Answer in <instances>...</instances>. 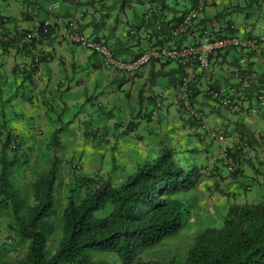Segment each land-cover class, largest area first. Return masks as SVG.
<instances>
[{
	"label": "crops",
	"instance_id": "0c3cea01",
	"mask_svg": "<svg viewBox=\"0 0 264 264\" xmlns=\"http://www.w3.org/2000/svg\"><path fill=\"white\" fill-rule=\"evenodd\" d=\"M21 1L23 3L20 7L12 8V4H9L5 10H1L6 15L8 22L5 26L6 29L4 28V31L0 32V46L4 45V49L0 48L4 51L3 54L0 53V75H6L5 81L8 84L11 81L12 85L18 89L25 88L23 92L27 96L24 94L21 97L16 93L15 98H8L12 99L14 103L11 114L12 123L15 124L17 120L26 118H30L33 123H38L45 118L47 122L57 120L60 124L58 115L60 118L62 114L65 116L69 109L72 112L69 117L70 122L78 121L80 129L77 128V131L81 130L85 135L92 134L91 137L95 138V145L116 148L118 158L124 161L126 171H128L127 177L135 172L139 164L155 158L164 146L174 150L175 157L183 167L199 166L197 157L192 156L191 153L210 151V147L217 139L203 136L197 131L196 123L182 114L180 79L184 73L190 72L189 67L173 61L153 62L145 66L140 73L130 74L104 66L99 55L68 43L50 46L43 44L42 47L39 45L37 51H42L43 56L38 66L34 67L32 64L33 55L18 43L22 36L17 35L13 39H8L13 43L12 45L8 40L5 41L4 37L17 28L33 27L37 21L48 19L51 13L45 12L39 7L43 0ZM124 1L126 5L132 2L131 0ZM136 1L143 5L142 8L137 9L140 15L134 17L135 21L141 23L139 25L141 29L144 28L145 21L149 19L151 12L158 9L157 4H163V11L167 14L168 20L177 22L181 20L184 11L196 3V0ZM205 1L206 7L202 15L191 26L187 34L173 38L169 32L172 28H164L155 24L152 25L154 37L160 44L177 40V44L184 45L193 42L202 30H218L220 25L226 22L233 23L235 33L241 36L258 35L264 31V0ZM115 2L114 0H66L62 13L72 15L80 11V4L91 5L92 10H86V17L81 20L82 31L102 37L111 45L119 44L127 48L124 51V57L130 59L143 50L146 40L144 41L140 36H145V33L141 31L136 34H126L129 25L134 22L128 17L127 8L124 6L123 11L127 23L122 33L116 32L117 24L115 26L108 24L109 19L104 18V14L114 6ZM234 12L243 13L242 23H238L234 16H231V13ZM141 18L144 20L141 21ZM111 19L116 22L115 18ZM238 55L239 52L235 49L227 50L212 59L209 69L201 72L197 70V74L190 80L192 108L199 112L212 128L224 133L225 138L218 140L220 143L219 153L227 147L238 145L242 138V129L244 132L247 131L254 135L250 138L252 149L246 154L241 152L238 156L237 161L244 172L232 180L241 185L243 178H250L245 170L247 165L253 163V166H257V174L252 176V183L245 185L248 188L258 186L261 189L264 188V138L261 137L264 136V106L261 110H252L249 114L238 113L217 105L210 95V90L224 91L230 85L238 82L237 77L242 74L237 65ZM246 68L248 69L247 76L243 82L248 84L250 92L259 91L262 87L260 75L264 70L261 56L258 54L249 55V63ZM0 83V86H3L1 80ZM262 88L264 89V86ZM27 90H30L32 96L26 93ZM75 94L80 96L77 103H73L69 98L71 95L74 97ZM159 98L162 100V105L158 107L157 100ZM34 99L40 101L39 107L47 106L48 109L47 112L42 111L41 116L37 119H35L34 109L30 108ZM75 109H81V111L78 113ZM154 109L157 110L156 115L151 114ZM208 113L211 115L210 118L206 116ZM0 115L4 117L5 113L0 111ZM143 120L156 122L150 126L149 135L141 130ZM3 123L13 130L12 126L8 124V120H3ZM100 130L105 131L104 133L108 132V134L103 136L104 133H100ZM162 132L170 138L168 144L164 143L159 136ZM192 136L197 137V145L191 141ZM3 142H1L0 152H2ZM217 155L212 156L206 164L207 170L209 169L210 173L216 177L224 174L223 169H220L223 163L214 160ZM245 157L250 160L246 161ZM205 158L208 159V156L206 155ZM117 165L118 163H116ZM201 166L205 167L204 164ZM233 181L228 180V182ZM259 200L261 198L253 199L255 202Z\"/></svg>",
	"mask_w": 264,
	"mask_h": 264
},
{
	"label": "trees",
	"instance_id": "16d2710c",
	"mask_svg": "<svg viewBox=\"0 0 264 264\" xmlns=\"http://www.w3.org/2000/svg\"><path fill=\"white\" fill-rule=\"evenodd\" d=\"M65 2L66 0H43L39 7L45 12H50L51 16L37 21L31 28L38 29L43 34L46 21L50 22L49 31L55 32L61 28V23L58 22H64L69 17L62 13ZM120 4L122 9L123 6L132 9V4L126 5L124 0ZM162 5L157 4L158 9L151 12V16L145 21L144 31L139 28L141 23L136 21L129 25L126 34L142 31L145 36H140L141 39L149 40L152 45H159V41L154 37L152 25L172 28L181 21L168 20ZM113 7L104 14V18H115L111 14ZM135 11L140 13L137 9ZM136 15L140 14L135 13ZM120 19L115 18V23ZM142 20L144 19L141 18ZM151 20L153 21L150 22ZM28 29L30 28L22 30V39ZM74 30L95 44L108 45L114 57L125 58L124 51L127 48L119 44L111 45L93 33L87 34L80 26ZM22 39L18 43L29 53L30 49L40 42L37 38L31 42H24ZM52 41L61 44L55 36H52L50 42ZM8 42L13 44L9 40ZM64 43L80 46L97 55L101 54L97 49L77 41L65 40ZM143 51L144 48L134 57H138ZM100 57L102 64L108 67L104 56ZM34 63L33 59L32 64ZM242 74L246 77L247 71L243 70ZM58 119L61 120L60 115ZM192 120L196 123L195 118ZM2 131L5 132V140L1 152L4 156L0 160V207L11 208L14 222L10 223L9 227L21 240L29 242L25 257L10 264H111L107 259L94 258L93 253L99 251L117 253L124 264H264V199L231 203L223 217L222 225L209 226L200 231L182 261H136V256L141 250L153 247L182 230L189 210L187 202L180 194L196 189L203 181L204 173L201 167H183L177 162L174 150L167 146L163 147L155 158L139 164L135 172L119 185L113 184L100 173L78 177L75 187L69 192L62 213V235L58 247L52 252L50 241L57 227L49 217L57 211V157H53L52 167L47 173L35 177L32 183V200H29V196L23 194L12 178L14 168H20L26 163L23 159L26 154L20 151L23 140L5 123L1 125V135ZM55 133L51 145L56 149L59 141L57 131ZM241 133L242 137L248 138L247 142L251 146L250 138L254 135L244 132L243 129ZM13 142L15 146L11 147ZM8 147L14 152L12 157L7 156ZM229 154L237 161L241 150L231 152L229 149ZM242 172L243 169L239 166L232 173V177L238 178ZM78 189L85 192L81 199L75 195Z\"/></svg>",
	"mask_w": 264,
	"mask_h": 264
},
{
	"label": "rangeland",
	"instance_id": "374dc122",
	"mask_svg": "<svg viewBox=\"0 0 264 264\" xmlns=\"http://www.w3.org/2000/svg\"><path fill=\"white\" fill-rule=\"evenodd\" d=\"M114 1H116V5L111 11L112 17L121 19L118 23L110 19L108 24L113 26L117 24L116 32L120 34L127 22L122 11L123 9L121 8V0ZM131 1L130 4H132V9L128 6L127 13L128 17L133 19L132 22H136L134 19L135 13H140L136 12L135 9H140L143 5L136 0ZM22 3L21 0H0V12H2L1 10H5L9 4H12V8H16L20 7ZM92 8L93 7L87 3L80 4V10L91 11ZM250 12L254 13L253 11ZM242 15V12L231 13V16H234L238 23H242L244 20ZM5 79L6 75H0V80L3 82V86H0L2 88L0 92V105L2 109L0 111L5 113L4 117L0 115V131L2 121L8 120V124L12 126L14 132L23 140L20 151L26 154V158H23L26 163H23L20 168H14L12 178L23 194L29 196V200H32V183L35 177L45 174L50 170L54 156L57 157L58 160V185L56 190L57 211L54 215L49 217L57 227V231L50 241V250L53 252L58 247L62 235V213L67 204L69 192L75 187L78 177L100 173L104 177L110 179L113 184L119 185L126 179L128 171H126L124 161L118 158L115 150L116 148L112 146L105 147L106 145L103 147H100L101 145L98 144L95 145V138L91 137L92 134L85 135L81 130L77 131L78 121L76 122L74 120L72 123L70 122L69 117L72 112L69 109L66 111L65 116H63V114L61 115V120H59L60 124L57 120L47 122L45 118L42 119V122L38 123L31 122L30 118L19 119L16 121V125L14 122L12 123L13 118L11 114L13 113L14 103L12 99L10 100L8 98H15L14 95L16 93L23 97L25 88L20 90L15 85L13 86L11 81H9L10 83L8 84ZM114 87H116V84H114ZM26 93L32 96L30 90H27ZM69 98L73 103H77L80 96H76L75 94L74 97L71 95ZM38 103H40V101H35L34 99V103L30 104V108L34 109L33 111L36 115L35 119L41 116L42 111H48L47 106L39 107ZM76 111L79 113L81 109H77ZM206 116L210 118L211 115L208 113ZM155 123L154 120H143L141 130H144L145 134L149 135L150 126H153ZM56 129H58L57 136L59 146L55 150L51 145V141L56 134L54 133ZM78 129H80V127ZM2 132L3 135L0 134V148L1 142L5 140V132ZM104 132L100 130V133ZM107 134L108 132L104 133L103 136ZM159 136L164 143L168 144L170 138L166 137L164 132L160 133ZM191 141L197 145L196 143L198 140L196 136H192ZM219 146L220 143L216 140L210 147V151L191 153L192 156L197 157L199 167L201 164L205 165V167L201 166L204 177L199 187L180 194V197L187 202L189 210V213L186 214L185 225L182 230L176 235L165 238L153 247L141 250L136 256V261L154 260L161 263L174 259L182 261L187 251L192 246L196 235L200 233V231L209 226L222 225L223 217L231 203L253 201L254 198L264 199V188L260 189L258 186L246 188L245 185L247 183H252V176L257 174V166H253V163L247 165L245 170L248 172L247 176L250 178H243L244 180L241 185L236 184L237 182L232 180L234 179L232 173L228 172L227 168H224V164H221L222 167H220V169L224 171V174L221 176H213L210 170H207L206 164L212 156L219 153ZM242 154H246V152ZM13 155V150L8 147L7 156L12 157ZM206 155L208 159L205 158ZM3 156L4 154L0 152V160ZM201 157H203L202 161H200ZM176 160L180 163L177 158ZM245 160L249 161L250 159L245 157ZM116 163H118L117 166ZM236 166L239 167L237 164ZM228 180L233 182H228ZM84 193L83 189H78L75 195L78 199H81ZM13 222L14 217L11 208L0 207V264L15 263L23 259L27 253L29 242L21 240L20 237L11 230L9 225ZM93 256L96 259H107L111 264H124L115 252L99 251L94 252Z\"/></svg>",
	"mask_w": 264,
	"mask_h": 264
},
{
	"label": "built area",
	"instance_id": "2783aa9c",
	"mask_svg": "<svg viewBox=\"0 0 264 264\" xmlns=\"http://www.w3.org/2000/svg\"><path fill=\"white\" fill-rule=\"evenodd\" d=\"M205 8V0H197L194 7L189 9L184 13L182 21L179 26L180 32L185 31L194 21H196L199 15L203 12ZM61 23V28L49 31L48 27L50 22L46 21L44 23L43 34L38 31V29H28L25 34L24 40L31 42L33 39L40 41L41 39H47L48 35L51 33L55 36L58 41H77L84 46L92 47L101 52L104 56L106 63L114 64L120 69L137 71L143 64L149 62L153 58L167 59H177L182 64L189 65L190 72L189 76H184L182 81V94L180 96L181 102L183 104V109L185 114L192 115L197 120L198 129L202 131L203 134L207 136L223 140L225 135L222 131H218L210 127L201 115L193 112L190 108L189 100V80H191L197 73V70L204 71L210 68L212 63V57L218 53L225 52L230 49H236L239 51L238 64L241 70H245L249 63L250 54H258L262 58L264 65V31L258 35L252 36H239L234 34L232 30L235 28L233 24L224 23L220 25V33L215 34L211 31H203L200 36H198L194 43L177 48L175 46L167 47H150L139 57L137 60L126 63L113 58L110 48L106 44H95L85 36L75 32V25L66 21H59ZM54 32V33H53ZM176 33V32H175ZM177 34V33H176ZM38 61V59H36ZM260 85L264 84V70L260 75ZM242 75L237 77V85H231L225 91H212V96L216 99L217 103L221 106H226L233 111L249 113L251 110H261L264 106V91L257 93H248L246 90L247 84H241L243 82ZM160 105V104H158ZM154 113H156L154 111ZM248 139L245 138L241 141L240 147L249 148ZM15 143H12V147ZM221 157L224 158L225 162L229 164L228 169L234 171L233 157L229 154L228 150L225 149Z\"/></svg>",
	"mask_w": 264,
	"mask_h": 264
},
{
	"label": "clouds",
	"instance_id": "9594fccd",
	"mask_svg": "<svg viewBox=\"0 0 264 264\" xmlns=\"http://www.w3.org/2000/svg\"><path fill=\"white\" fill-rule=\"evenodd\" d=\"M95 1H101V0H95ZM196 2H197V0H196ZM196 4V3H195ZM58 5V4H57ZM195 6V5H194ZM194 6H192V7H194ZM192 7H190L189 9H191ZM205 7H206V1H205ZM188 9V10H189ZM205 9V8H204ZM188 10H186V12L188 11ZM204 11V10H203ZM203 13V12H202ZM202 13L199 15V17L202 15ZM69 17L68 18H66L64 21H66V22H70V23H73L74 25H75V27H77V26H80V23H81V20L82 19H84L85 17H86V10H80V11H77L75 14H72V15H68ZM199 17H198V19H199ZM182 18H183V16H182ZM197 19V20H198ZM196 20V21H197ZM181 21H182V19H181ZM181 21H180V23H181ZM8 21H7V18H6V15H4L2 12H0V32L1 31H4V28L6 29V23H7ZM180 23L179 24H177V25H175V26H173L172 27V29H171V35H172V37L173 38H179V37H181L182 35H184V34H187L188 32H189V30H190V28H191V26L195 23V21L192 23V25H190L185 31H183V32H180V31H177V30H179V26H180ZM226 23H230V22H226ZM230 24H233V23H230ZM234 25V24H233ZM25 30L26 28H23V27H20V28H17L14 32H9V33H7L6 35H5V41H7L8 39L10 40V39H13L15 36H17V35H20L21 33H22V30ZM31 29V28H30ZM205 30H207V31H211V32H213V33H215V34H218V33H220V30L218 29V30H213V29H211V30H208V29H205ZM205 30H202V32L203 31H205ZM234 31H232L234 34H237V33H235V28L233 29ZM177 34H176V33ZM202 32H199L198 33V35L195 37V39L193 40V42H191V43H187V44H184V45H178V44H176V41L175 42H173V41H169V42H167V43H164V44H159V45H152L151 44V42L149 41V40H146V44H145V46H144V51L138 56V57H133L134 59H129V60H126L125 58H123V59H119V58H116V57H114V55H113V58L114 59H116V60H120V61H123V62H126V63H131V62H133V61H135V60H137L139 57H141V55L146 51V49L148 48V46H150V47H162V48H164V47H167V46H175V47H177V48H181V47H183V46H186V45H189V44H192V43H194L195 42V40H196V38L198 37V36H200L201 34H202ZM133 34H136V33H133ZM238 35V34H237ZM45 36H47L48 38L47 39H41L40 40V42L36 45V46H34V47H32L30 50V53H31V55H33V59H34V64H33V66L34 65H36V66H38V64L40 63V61H41V59H42V56H43V53H42V51H37V47L39 46V45H41V47L43 46V44L44 45H57L56 43H54L53 41L52 42H50L51 40H52V35H51V33H49L48 35H45ZM252 36V35H251ZM243 37H246V36H243ZM23 41L25 42V40L23 39ZM61 42V44L62 43H64V41H59V43ZM264 44V43H263ZM108 46V45H107ZM109 47V46H108ZM0 48L1 49H4V45L2 44L1 46H0ZM110 48V47H109ZM0 49V53H2L3 54V50H1ZM111 50V49H110ZM236 50V49H235ZM37 51V52H36ZM238 51V50H237ZM111 52H112V50H111ZM226 52V51H225ZM239 52V51H238ZM222 53V52H221ZM219 54V53H218ZM218 54H216V55H218ZM215 55V56H216ZM99 56H103L102 54H99ZM215 56H213L212 57V59L215 57ZM238 57H239V55H238ZM36 59H38V61L36 60ZM33 61V60H32ZM168 61H173V62H178L179 63V65H182V66H185V67H190L189 65H186V64H182L181 62H179L177 59H167V60H164V59H161V58H153L152 60H150L149 62H147V63H145V64H143L142 65V67L139 69V70H137V71H130V70H125V69H120V68H118L116 65H114V64H107L108 65V67H110V68H112V69H114V70H117V71H121V72H128V73H130V74H138V73H140L141 71H142V69L145 67V66H147V65H149V64H151V63H153V62H168ZM238 61V60H237ZM238 63V62H237ZM212 64V63H211ZM238 66L240 67V65L238 64ZM240 69H241V67H240ZM242 72H243V69L241 70ZM244 71H248V69L246 68ZM201 72V71H200ZM263 72V71H262ZM197 74V73H196ZM242 75V78L244 79L245 78V76L243 75V74H241ZM184 76H189V73H184L183 75H182V77H181V79H180V91H181V93H180V96H181V94H182V81H183V77ZM195 76V75H194ZM194 78V77H193ZM192 78V79H193ZM191 79V80H192ZM244 81V80H243ZM261 82V81H260ZM189 87H190V92H189V100H190V108H191V110L193 111V112H195V113H197V114H199V115H201L199 112H197V111H195L193 108H192V102H191V98H190V94H191V91H192V89H191V86H190V80H189ZM234 84H238V83H234ZM234 84H232V85H234ZM241 84H247V83H245V82H241ZM231 86V85H230ZM229 86V87H230ZM247 86H248V84H247ZM246 86V90L248 91V93H250V91H249V89H248V87ZM262 87L264 86V84L263 85H261ZM228 87V88H229ZM260 88V90L259 91H256V92H251V93H257V92H261V90L262 91H264V89L263 88ZM227 88V89H228ZM226 89V90H227ZM212 91H222V90H210V95L212 96ZM225 91V90H224ZM213 97V96H212ZM213 99L215 100V102L217 103V101H216V99L213 97ZM162 100L159 98L158 100H157V105L158 104H160V105H158V107L159 106H161L162 105ZM180 104H181V111H182V114L184 115V116H186V117H188L189 119H192V118H194L192 115H187V114H185V112H184V109H183V104H182V102H181V98H180ZM217 105H219L218 103H217ZM219 106H221V105H219ZM222 107H226V106H222ZM227 108H229V107H227ZM230 109V108H229ZM230 110H232V109H230ZM154 111L156 112V113H154ZM233 111V110H232ZM234 112H237V111H234ZM238 113H243V112H238ZM249 113H251V112H249ZM249 113H244V114H249ZM151 114L152 115H156L157 114V110H152L151 111ZM201 117L202 118H204L202 115H201ZM196 119V118H195ZM205 119V118H204ZM205 121L207 122V120L205 119ZM196 123H197V120H196ZM207 124L209 125V123L207 122ZM210 126V125H209ZM211 127V126H210ZM196 129H197V131L199 132V133H201L203 136H207L206 134H203L202 133V131L200 130V129H198V125L196 124ZM214 129V128H213ZM216 130V129H215ZM58 131V130H57ZM218 131H220V130H218ZM16 134V133H15ZM207 137H209V136H207ZM209 138H211V137H209ZM245 138H247V137H242L241 139H240V141H239V143H238V145L237 146H232V147H227V148H225V149H227L228 150V152H229V149H231V152H234V151H236V150H241V152L243 153V152H246L247 153V151H250L251 149H252V145L250 146V144H249V148H245V147H240V144H241V141H243V139H245ZM211 139H214V138H211ZM248 139V138H247ZM217 140H219V139H217ZM58 146H59V144H58ZM57 146V147H58ZM12 147V146H11ZM21 147V146H20ZM55 149V148H54ZM57 149V148H56ZM55 149V150H56ZM224 149V150H225ZM223 150V151H224ZM222 151V152H223ZM222 152L221 153H219L216 157H215V161H221L224 165H225V168H227V171L228 172H230V173H233L234 171H236L237 170V166H236V164L237 165H239V163H238V161H235L234 159H233V164H234V171H230L229 169H228V166H229V164L228 163H226L225 162V160H224V158H222L221 157V154H222ZM199 167V166H198ZM201 167V166H200Z\"/></svg>",
	"mask_w": 264,
	"mask_h": 264
}]
</instances>
